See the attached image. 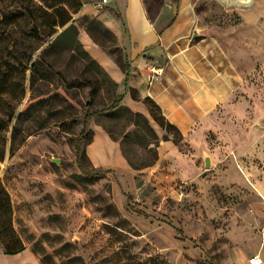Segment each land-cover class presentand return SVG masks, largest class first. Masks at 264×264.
<instances>
[{
    "label": "rangeland",
    "instance_id": "1",
    "mask_svg": "<svg viewBox=\"0 0 264 264\" xmlns=\"http://www.w3.org/2000/svg\"><path fill=\"white\" fill-rule=\"evenodd\" d=\"M33 1L48 11L68 6L76 33L54 41L66 25L35 45L32 61L49 78L29 87L27 72L15 115L29 108L21 124L27 135L0 162L25 248L5 255L0 246V264H249L255 255L264 264V201L256 188L264 183V54L248 59L242 88L219 104L214 127L196 143L184 138L179 150L149 112L122 104L113 80L85 55L81 29L111 40L81 14L87 0ZM26 2L0 0L4 11ZM251 3L198 0V9L207 25L235 26ZM96 129L117 142L127 166L93 163L86 147Z\"/></svg>",
    "mask_w": 264,
    "mask_h": 264
},
{
    "label": "crops",
    "instance_id": "2",
    "mask_svg": "<svg viewBox=\"0 0 264 264\" xmlns=\"http://www.w3.org/2000/svg\"><path fill=\"white\" fill-rule=\"evenodd\" d=\"M99 4L100 0H87L81 14L94 17L112 41L101 42L81 29L83 49L116 84L123 105L147 116L143 99H151L191 143L214 127L219 104L231 102L234 92L242 88L248 59L256 61L264 54V0H252L239 9L240 21L235 26L207 25L198 0H106ZM114 49L121 64L110 53ZM152 63L162 67V74L149 82ZM94 132L86 147L93 163L127 166L117 142L102 129ZM256 188L264 201V183L257 181Z\"/></svg>",
    "mask_w": 264,
    "mask_h": 264
},
{
    "label": "trees",
    "instance_id": "3",
    "mask_svg": "<svg viewBox=\"0 0 264 264\" xmlns=\"http://www.w3.org/2000/svg\"><path fill=\"white\" fill-rule=\"evenodd\" d=\"M49 8L52 10H45L33 0H27L25 5L9 11H4L5 9L0 4V162L3 161L7 148L12 153L25 140L27 135V131L22 132L21 124L22 116L29 108L26 106L27 108L22 109L15 118L17 108L26 94L25 82L27 72H29V87H32L37 81L41 82L49 78L48 74L50 71L44 68V64L36 60L32 61V55L37 49L35 45L43 39H49L66 25L54 41L62 39L66 33L73 35L76 33L74 24H68L71 21L68 6L58 2ZM22 17H24V21ZM27 22L30 27L28 31H24L21 27ZM100 40L101 42L104 41L102 38ZM72 41H75V38ZM116 52L114 49L110 53L121 64ZM85 55L88 56L86 51ZM41 64L43 67H41ZM33 93L31 94L33 95ZM131 96L133 99L137 98L134 89H131ZM143 103L150 116L159 126L165 129L167 134L173 133V143L178 146L179 150H181L182 146H186V142L180 131L163 117L155 103L149 98L143 99ZM123 109L128 111L129 116L135 118L141 117L138 113L131 114L127 108ZM89 118L90 114H87L85 120ZM13 120L14 123L11 128L10 137L8 138L7 133ZM108 132L112 135L111 130H108ZM91 140L92 138L88 139V144ZM129 162L133 168H137V165L132 161ZM0 246L5 255L19 254L25 248L21 238L13 228L10 195L1 182ZM118 264L134 263L125 260Z\"/></svg>",
    "mask_w": 264,
    "mask_h": 264
},
{
    "label": "built area",
    "instance_id": "4",
    "mask_svg": "<svg viewBox=\"0 0 264 264\" xmlns=\"http://www.w3.org/2000/svg\"><path fill=\"white\" fill-rule=\"evenodd\" d=\"M106 0H100L99 7L104 4ZM162 74V67L157 63H152L149 67V82L158 80ZM249 264H263V260L259 256H253L249 259Z\"/></svg>",
    "mask_w": 264,
    "mask_h": 264
},
{
    "label": "bare ground",
    "instance_id": "5",
    "mask_svg": "<svg viewBox=\"0 0 264 264\" xmlns=\"http://www.w3.org/2000/svg\"><path fill=\"white\" fill-rule=\"evenodd\" d=\"M237 1H239V2H241V3H250L251 2V0H237Z\"/></svg>",
    "mask_w": 264,
    "mask_h": 264
},
{
    "label": "water",
    "instance_id": "6",
    "mask_svg": "<svg viewBox=\"0 0 264 264\" xmlns=\"http://www.w3.org/2000/svg\"><path fill=\"white\" fill-rule=\"evenodd\" d=\"M206 165H207V166L209 165V162H208V161H206Z\"/></svg>",
    "mask_w": 264,
    "mask_h": 264
}]
</instances>
